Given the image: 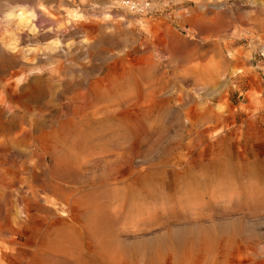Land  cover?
<instances>
[{"label":"rangeland","instance_id":"rangeland-1","mask_svg":"<svg viewBox=\"0 0 264 264\" xmlns=\"http://www.w3.org/2000/svg\"><path fill=\"white\" fill-rule=\"evenodd\" d=\"M149 1L0 0V264H264V0Z\"/></svg>","mask_w":264,"mask_h":264},{"label":"bare ground","instance_id":"bare-ground-1","mask_svg":"<svg viewBox=\"0 0 264 264\" xmlns=\"http://www.w3.org/2000/svg\"><path fill=\"white\" fill-rule=\"evenodd\" d=\"M39 11H40V10H39ZM26 19H27V18H26ZM17 76H18V75H17ZM140 79H142V78H140ZM151 79L153 80L154 78L151 77L150 80H151ZM155 80H156V79H155ZM136 81H137V80H136ZM137 82H139V81H137ZM7 83H8V82H7ZM9 83H10V82H9ZM149 83H150V86H151V88H152V89L150 90L151 92L149 93V95L156 97V94H159V92H160V85H161V84H160L159 86H157L158 83L156 84V81H154V82H153V81H150ZM135 84L137 85L135 88H136V89H139L138 86H139L140 84H139V83H135ZM140 86H141V85H140ZM175 92H176V91H175ZM138 94H139V92H138ZM75 96H76V95H75ZM75 98H77V97H75ZM78 98H80V97H78ZM82 98H83V97H82ZM121 99H122V97H117V98H115V99H113V100H109V99H105V100H106V101H114V100H116V101H117V104H119L121 101H123V100H121ZM105 100H104V101H105ZM125 101H129V102H132V103H133L134 100H132L131 98H129V99H126ZM123 102H124V101H123ZM180 103H181V102H180ZM129 104H130V103H129ZM24 108H25V107H24ZM98 111H99V109H98V110H95L94 112L92 111V112H93V114H96V113H98ZM86 114H87V113H86ZM84 115H85V114H84ZM82 117H84V116H82ZM79 118H81V117H79ZM84 118H85V117H84ZM82 119H83V118H82ZM76 120L78 121L79 119H76ZM71 121L73 122L74 120L72 119ZM32 122H34V121L32 120ZM78 122H79V121H78ZM78 122H77V123H78ZM35 124H36V123H34V125H35ZM38 124H39V123H38ZM72 124L74 125V123H72ZM80 124H81V123H80ZM31 125H32V124H31ZM31 125H30V126H31ZM61 125H62L63 127H66L67 129H68V127H74V126H71V125L67 124V122H66V123H63V124H61ZM77 125H78V124H77ZM78 126H79V125H78ZM84 126H85V125H84ZM79 127H80V126H79ZM59 128H60V127H59ZM59 128H58V129H59ZM74 128H77V127H74ZM83 128H84V127H83ZM30 129H32V128H30ZM69 129H70V128H69ZM32 130H33V129H32ZM32 130H31V131H32ZM62 130L64 131V129H62ZM82 130H83V129H82ZM34 131H35V129H34ZM34 131H32V132H34ZM36 131H37V130H36ZM71 131H73V133H75V132H74L75 130H71ZM51 132H52V131H51ZM56 132H57V131H56ZM56 132H55V133H56ZM69 132H70V131H69ZM69 132H68V133H69ZM79 132L81 133V131H79ZM83 132H84V130H83ZM83 132H82V133H83ZM59 133H60V131H59ZM70 133H71V132H70ZM77 133H78V131H77ZM64 134H66V132H65ZM75 134H76V133H75ZM33 135H34V134H33ZM49 135H50V133H49ZM53 135H54V133L52 134V137H53ZM59 135H61V133H60ZM59 135H57V136H59ZM67 135H68V134H67ZM57 136H56V138H59V137H60V136H59V137H57ZM63 136H65V135H63ZM72 136H73V134H72ZM72 136H71V137H72ZM75 136H76V135H74V137H75ZM77 136H79V135H77ZM213 136H214V135H213ZM54 137H55V136H54ZM74 137H73V138H74ZM60 139H61V137H60ZM66 139H67V138H66ZM66 139H64L63 142H64ZM75 139H76V137H75ZM75 139H74V142H77L78 140L75 141ZM77 139H78V137H77ZM70 140H71V139H70ZM70 140H68V141L71 142L72 140H71V141H70ZM61 141H62V140H61ZM80 141H81V142H80ZM65 142H66V141H65ZM74 142H73V144H76V143H74ZM83 142H84L83 136H82V134H80V138H79V141H78V143L76 144V146L79 147V145H80L79 148H81V146H85V145H84L85 143H83ZM187 142H188V141H187ZM61 143H62V142H61ZM71 143H72V142H71ZM82 143H83V144H82ZM193 143H194V142H193ZM62 144H63V143H62ZM65 144H66V143H65ZM67 144H68V143H67ZM69 144H70V143H69ZM196 144H198V143L196 142ZM196 144H195V145H196ZM71 145H72V144H71ZM60 146H61V145H60ZM65 146H66V145H65ZM72 146H73V145H72ZM185 146H193V145H192V141H189L188 143H186ZM185 146H184V147H185ZM197 146H198V145H197ZM61 147H62V146H61ZM63 147H64V146H63ZM68 147H69V146H68ZM70 147H71V146H70ZM70 147H69V148H70ZM78 147H77V148H78ZM73 148H74V146H73ZM73 148H72V149H73ZM79 148H78V151L80 150ZM190 148H191V147H190ZM192 148H193V147H192ZM58 149H59V148H58ZM65 149H67V148H65ZM65 149H62V150H65ZM84 149H85V148H84ZM84 149L82 148L81 150H84ZM55 150H56V149H55ZM62 150H61V151H62ZM81 150H80V151H81ZM85 150H86V149H85ZM85 150H84V151H85ZM186 150H187V148H186ZM186 150H185V151H186ZM188 150H189V149H188ZM188 150H187V151H188ZM56 151H57V150H56ZM56 151H54V152H56ZM65 151L67 152V150H65ZM72 151H73V150H72ZM57 152L59 153V151H57ZM57 152H56V153H57ZM62 152H63V154H64V151H62ZM85 152H86V151H85ZM91 152H93V149L91 150ZM190 152H191V151H190ZM71 153H72V152H71ZM82 153H83V151H82ZM54 154H55V153H54ZM54 154H53V155H54ZM63 154H62V155H63ZM67 154H68V152L66 153V155H67ZM77 154H79V152H78ZM188 154H189V152H188ZM66 155H64L65 158H67ZM123 155H124V154H122V156H123ZM59 156H60V155H59ZM59 156H57V157H59ZM71 156H72V154H71ZM74 156H76V153H75ZM74 156H72V158H74ZM80 156H82V154H80ZM175 156H177V155H175ZM175 156L172 157V161H173V162H176V161H177V162H179L180 164H183V163L188 164V162L185 160L184 156H179V157H177V158H176L177 160L175 159ZM54 157H55V156H54ZM77 157H78V156H76L75 158H76L77 160H78V159L80 160V158H77ZM185 157H186V156H185ZM189 157H190V156H189ZM62 158H63V156H62ZM65 158H64V160H65ZM69 158H71V157L68 155V159H69ZM72 158H71V160H72ZM75 158H74V161H75ZM59 159H60V158H59ZM60 160H61V159H60ZM62 160H63V159H62ZM64 160H63V161H64ZM81 160H82V159H81ZM81 160H80V161H81ZM63 161H62V162H63ZM66 161H67V160H66ZM74 161H72V162H74ZM53 162H54V161H53ZM55 162H58V164H59V161H58V160L56 161V159H55ZM70 162H71V161H69V163H67V165H70ZM77 162H78V161H77ZM74 163H75V162H74ZM74 163H73V164H74ZM82 163H83V162H82ZM65 164H66V163H65ZM65 164H64V165H65ZM78 164H79V163H78ZM56 165H57V164L55 163L54 166H56ZM61 165H63V164H61ZM67 165H66V166H67ZM33 166H34V165H33ZM58 166H59V165H58ZM66 166H65V168H67ZM70 166H71V165H70ZM79 166H80V165H79ZM79 166H78V167H79ZM52 167H53V166H52ZM59 167H60V166H59ZM61 167H63V166H61ZM61 167H60V168L57 167V171H59L58 169H61V172H62V169H64V168H61ZM75 167L77 168L76 163H75ZM28 168L30 169V167H28ZM34 168H36V167H34ZM37 168H38V167H37ZM53 168H55V167H53ZM70 168H71V167H70ZM70 168H69V169H70ZM72 168H73V167H72ZM72 168H71V169H72ZM76 168H75V169H76ZM49 169H50V168H49ZM49 169H48V170H49ZM75 169H74V170H75ZM32 170H34V169H32ZM35 170H36V169H35ZM37 170H38V169H37ZM72 170H73V169H72ZM76 170H78V168H77ZM76 170H75V171H76ZM79 170H80V169H79ZM119 170H120V169H119ZM22 171H23V170H21L20 173H21ZM24 171H25V170H24ZM66 171H69V170H68V169H67V170H63V173H61V172H60V173L63 175ZM70 171H71V170H70ZM116 171H117V169H116ZM180 171H181V170H180ZM180 171H179V172H180ZM15 172H16V171H15ZM31 172H32V171H31ZM54 172L56 173V171H54ZM54 172H53V173H54ZM71 172H72V171H71ZM73 172H74V171H73ZM73 172H72V173H73ZM117 172H119V171H117ZM120 172H121V171H120ZM55 173H54V174H55ZM58 173H59V172H58ZM112 173H113V172H112ZM114 173H115V172H114ZM22 174L24 175V173H22ZM34 174H36V173H34ZM37 174H38V173H37ZM41 174H42V173H41ZM56 174H57V173H56ZM56 174H55V175H56ZM61 174H60V175H61ZM70 174H71V173H70ZM115 174H116V173H115ZM115 174H113V176H114ZM121 174H122V173H121ZM30 175H31V174H30ZM47 175H48V174H47ZM49 175L51 176V174H49ZM52 175H53V174H52ZM58 175H59V174H58ZM60 175H59V176H60ZM64 175H65V174H64ZM71 175H72V174H71ZM67 176H68V174H67ZM110 176H111V175H110ZM117 176H120V173H119V175H117ZM4 177H5V176H4ZM48 177H49V176H48ZM55 177H56V176H55ZM55 177H50V178H55ZM60 177H61V176H60ZM62 177H65V176H62ZM62 177H61V178H62ZM122 177H125V176L122 175ZM31 178H32V177H31ZM33 178H34V177H33ZM39 178H40V177H39ZM44 178H45V177H44ZM58 178H59V177H58ZM58 178H55V180H56V179L58 180ZM0 179H1V178H0ZM5 179H6V178H5ZM5 179L3 178V180H5ZM14 179H16L17 182L19 181V183H20V182H24L25 185H26V183H27L26 181L28 180V178H25V177H23V176H19V175H18L16 178H14ZM59 179H60V178H59ZM66 179H67V178H66ZM109 179H110V178H109ZM112 179H113V178H112ZM115 179L119 180L120 177H118V178L116 177ZM115 179H114V180H115ZM12 180H13V179H12ZM39 180H40V179H39ZM44 180H46V178L43 179L42 183L44 182ZM63 180H64V179H63ZM63 180H62V181H63ZM114 180H113V181H114ZM218 180H219V178H218ZM218 180H217V181H218ZM9 181H10V180H9V177H8L7 182H9ZM31 181H32V180H31ZM31 181H30V183H31ZM60 181H61V180H60ZM111 181H112V180H111ZM11 182H12V181H10L9 183H11ZM15 182H16V181H15ZM66 182H67V180H66ZM71 182H72V181L69 182L70 185H71ZM12 183H13V182H12ZM12 183H11V184H12ZM28 183H29V182H28ZM30 183H29V184H30ZM36 183H37V182H36ZM45 183H47V182H45ZM52 183H53V182H52ZM57 183H58V182H57ZM63 183H64V181H63ZM114 183H115V182H114ZM114 183L112 182V184H114ZM218 183H219V182H218ZM220 183H221V180H220ZM222 183H223V182H222ZM4 184H5V183H4ZM29 184H28V185H29ZM33 184H35V183H33ZM38 184H41V183L38 182ZM48 184H49V183H48ZM61 184H62V183H61ZM61 184L59 185V183H58V184H55V186H54L53 184H50L51 186L53 185V187H55V189H56V192H54L55 195H54V194H49V193H47L48 191H50V187H51V186L49 187V185H46V184H44V185H45L44 187H41L42 189H39V190H38V189H36V188H38V187L36 186V187L34 188V190L31 189V191H30V190H29V191L31 192L33 198H37V197H38V194L43 193V194H44V195H43V198H44V200H46V201H51V199L49 200L50 197H52V196L54 197V196H57V195H58L59 197H57V201H54V200H53V197H52V200H53V201H51V203H52L54 206H56V207L58 206L56 209H59V210H55L56 212H53V211H52V212L55 214L54 217L57 216L58 218H61L62 220H63V219H77V218H75V216H74V215L77 214V213H75V214L73 215V210L76 211L77 209L79 210L81 207H83V199H82V201H80L79 198H80V197L82 198V197L84 196V194H82V196H81V192H79V193H80V197L76 194V195L78 196V198H77L76 195H74V194H75L74 192L72 193V192L67 191V192L65 193L64 188H63V186H61ZM66 184H67V183H66ZM15 185H17L18 188H19L18 183L15 184ZM21 185H22V184H21ZM63 185H64V184H63ZM70 185H68V186H70ZM12 186H13V185H12ZM22 186H23V185H22ZM22 186H21V187H22ZM30 186H31V185H30ZM30 186H28L29 189H30ZM39 186H40V185H39ZM46 186H48V187L46 188ZM66 187H67V186H66ZM75 187L77 188V186H75ZM22 188H23V187H22ZM51 188H52V187H51ZM71 188H72V187H71ZM217 188H218V187H217ZM25 189H27V188L25 187ZM53 189H54V188H53ZM55 189H54V190H55ZM68 189H69V188H68ZM78 189H79V188H78ZM27 190H28V189H27ZM54 190H53V191H54ZM70 190H71V189H70ZM73 190H74V189H73ZM75 190H77V189H75ZM19 191H20V190H19ZM23 191H24V190H22V192H23ZM80 191H81V190H80ZM24 192H25V191H24ZM24 192H23V193H24ZM40 192H41V193H40ZM51 192H52V191H51ZM76 192H77V191H76ZM26 193H27V192H26ZM77 193H78V192H77ZM29 194H30V193H29ZM85 194H86V193H85ZM41 195H42V194H41ZM32 196H31V197H32ZM62 196H63V197H62ZM22 197H23V196H22ZM28 197H29V195H28ZM86 197H88V196L86 195ZM86 197H85V198H86ZM100 197H101V196H100ZM105 197H106V196H105ZM39 198H40V197H39ZM39 198H38V199H39ZM81 198H80V199H81ZM83 198H84V197H83ZM85 198H84V199H85ZM102 198H103V196H102ZM27 199H28V198H27ZM91 199L93 200L94 198H91ZM98 199H99V198H98ZM98 199H97V200H98ZM35 200L37 201V199H35ZM35 200H33V201H35ZM55 200H56V199H55ZM85 200H86V199H85ZM87 200H89V199H87ZM95 200H96V199H95ZM104 200H105V199H104ZM41 201H42V200H41ZM58 201H60V204L58 203ZM109 201H110V200H109ZM25 202H26V201H25ZM96 202H97V201H96ZM96 202H95V203H96ZM99 202L101 203L102 201L99 199L98 204H99ZM34 203H35V202H34ZM91 203H92V202H91ZM29 204H30V203H29ZM49 204H50V202H49ZM49 204H48V206H49ZM58 204H59V205H58ZM86 204H88V202H87ZM86 204H85L84 207H87V206H88V205L86 206ZM101 204H107V202H106V203L103 202V203H101ZM24 205H25V204H24ZM24 205H23V206H24ZM43 205H45V204H43ZM46 205H47V204H46ZM25 206H26V205H25ZM25 206H24V207H25ZM54 206H53V207H54ZM90 206H91V204H89V207H90ZM108 206H109V204H108ZM45 207H46V206H45ZM45 207H44V208H45ZM84 207H83V208H84ZM92 207H93V206H92ZM92 207H91V211L94 210V208H92ZM94 207H95V210L97 211V208H98L99 206L97 207V206H95V204H94ZM96 207H97V208H96ZM103 207H104V206H103ZM75 208H76V209H75ZM101 208H102V207H101ZM84 209H85V208H84ZM84 209H82V210H84ZM102 209H103V208H102ZM104 209H105V207H104ZM23 210L26 211V209H24V208H23ZM44 210H45V209H44ZM53 210H54V209H53ZM86 210H87V209H86ZM88 210H89V208H88ZM88 210H87V211H88ZM95 210H94V211H95ZM99 210H100V209H99ZM99 210H98V211H99ZM108 210H110V209H108ZM57 211H58L59 213H58ZM60 211H61L63 214L65 213V215H66V214H67V215H66V216L63 215L62 213H60ZM80 211H81V210H80ZM91 211H90V213H91ZM96 211H95V213H96ZM110 211H111V210H110ZM21 212H23V211H21ZM49 212H51V211H49ZM76 212H77V211H76ZM78 212H79V211H78ZM102 212H103V211H102ZM104 212H105V211H104ZM104 212H103V213H104ZM107 212H108V211H107ZM53 213H52V214H53ZM85 213H87V212H85ZM95 213H94V214H95ZM97 213H98V212H97ZM99 213H100V212H99ZM103 213H102V214H103ZM105 213H106V212H105ZM20 214H21V213H20ZM24 214H25V212H24ZM46 214H48V212H47ZM54 214H53V215H54ZM91 214H92V213H91ZM91 214H90L89 216H92ZM106 214H107V213H106ZM84 215H87V214H84ZM96 215H97V214H96ZM51 216H52V215H50V217H51ZM43 217H44V216H43ZM46 217H47V216H46ZM54 217H52V219H53ZM57 217H56V219H57ZM79 217H80V216H78V219H77V220H79ZM81 217H83V216H81ZM86 217H87V216H86ZM97 217H98V216H97ZM101 217H103V216H101ZM101 217H100V218L98 217V218H99V219H102ZM47 218H48V217H47ZM84 218H85V217H84ZM84 218H82V219L86 221V219H84ZM87 218H88V217H87ZM91 218H92V217H91ZM93 218H95V217H93ZM52 219H51V221H52ZM96 219H97V218H96ZM99 219H97V220H99ZM44 220H45V219H44ZM47 220H48V219H47ZM89 220H90V219H89ZM89 220H87V223L89 222ZM81 221H82V220H81ZM81 221L79 220L78 222H81ZM85 221H84V222H85ZM92 221H95L94 223H96L97 226L99 225V224H97V221H96V220L92 219ZM92 221H90V222H92ZM47 222H48V221H47ZM67 222H68V220H67ZM84 222H83L84 226H87V229H85V230L88 231V229H89L88 225H89V226H92L93 224L90 225L91 223L89 222L88 225H87V223H86V225H85ZM98 222H99V221H98ZM45 223H46V222H45ZM49 223H50V222H49ZM51 223H54L55 226H57L56 223H55V218H54V221H52ZM63 223H64V222H63ZM63 223H62V224H63ZM76 223H77V221H76ZM79 224H80V223H79ZM79 224H78V226H79ZM49 225H50V224H49ZM49 225H48V226H49ZM65 225H67L66 227H68V225H70V224H65ZM73 225H74L73 228H75L76 224L74 223ZM52 226H53L52 228H50V226H49V228H50L49 230H51V229H53V228L55 227L53 224H52ZM60 226H61V224H60ZM62 226H63V225H62ZM71 226H72V223H71ZM82 226H83V225H82ZM97 226H96V227H97ZM58 227H59V225H58ZM66 227H65V228H66ZM101 227H102V226H101ZM56 228H57V227H56ZM92 228H93V226H92ZM92 228H91V229H92ZM99 228H100V227H99ZM99 228H98V229H99ZM54 229H55V228H54ZM58 229H59V228H58ZM58 229H57V230H58ZM60 229H61V228H60ZM69 229H70V228H69ZM81 229H82V227H81ZM71 230H72V229H71ZM71 230H70V231H71ZM77 230H79V229L77 228L76 231H77ZM100 230H101V228H100ZM100 230H99V231H100ZM103 230H104V229L102 228V231H103ZM52 231H53V230H52ZM54 231H55V230H54ZM64 231H65V229H64ZM72 231H75V230H72ZM99 231H98V232H99ZM55 232H56V231H55ZM60 232H61V231H60ZM62 232H63V231H62ZM67 232H68V231H67ZM78 232H79V231H78ZM78 232H77V233H78ZM83 232H85L84 229H83ZM89 232H90V230H89ZM91 232H92V231H91ZM69 233H70V232H69ZM95 235H96V232H95ZM97 235H98V234H97ZM67 237H68V236H67ZM68 238H69V237H68ZM63 243H64V242H63ZM61 244H62V243H61ZM63 245H64V244H63ZM56 246H57V245H56ZM49 247H50V245H49ZM48 249L51 250L50 248H48ZM52 250H54V248H53ZM46 251H47V249H46ZM50 253H51V251H50ZM58 253H59V252H58ZM53 254L56 255L57 253L53 252Z\"/></svg>","mask_w":264,"mask_h":264},{"label":"built area","instance_id":"built-area-1","mask_svg":"<svg viewBox=\"0 0 264 264\" xmlns=\"http://www.w3.org/2000/svg\"><path fill=\"white\" fill-rule=\"evenodd\" d=\"M121 3L126 9L137 14H148L151 11V3L149 0H122ZM256 54L261 64L264 65V46L260 47Z\"/></svg>","mask_w":264,"mask_h":264}]
</instances>
